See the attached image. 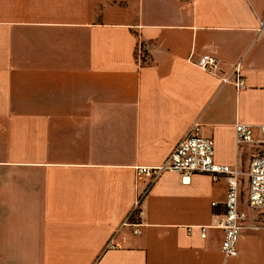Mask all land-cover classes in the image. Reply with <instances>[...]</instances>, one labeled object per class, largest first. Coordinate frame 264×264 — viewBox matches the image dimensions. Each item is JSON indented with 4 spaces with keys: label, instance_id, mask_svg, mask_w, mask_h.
<instances>
[{
    "label": "crops",
    "instance_id": "0c3cea01",
    "mask_svg": "<svg viewBox=\"0 0 264 264\" xmlns=\"http://www.w3.org/2000/svg\"><path fill=\"white\" fill-rule=\"evenodd\" d=\"M262 19L264 0H0V264H264V211L247 203ZM237 122L253 141L236 143ZM195 123L241 172L235 256L217 225L223 177L138 173Z\"/></svg>",
    "mask_w": 264,
    "mask_h": 264
},
{
    "label": "built area",
    "instance_id": "2783aa9c",
    "mask_svg": "<svg viewBox=\"0 0 264 264\" xmlns=\"http://www.w3.org/2000/svg\"><path fill=\"white\" fill-rule=\"evenodd\" d=\"M258 31L264 35V19L260 21ZM197 66L213 71L217 66V59L210 54H204L197 60ZM234 84L239 89L244 87L242 77L237 74L234 78ZM199 123L193 124L187 131L183 139L177 143L162 164L154 167H138V173H146L152 176L154 180L165 171H173L180 175V181L185 184L191 175L198 172L208 173L212 179L223 177L226 180L227 192L223 201L224 211L218 218L217 225L221 227L224 233L221 250L225 256H235L237 254V245L240 238L242 222L246 216L244 211L238 208V178L241 174L236 168H231L226 164L215 162L214 141L199 134ZM252 126L244 122L235 124L236 143H247L253 141L251 135ZM260 137L258 139L261 146L264 147V124L259 125ZM248 175V195L247 203L251 209L264 211V155H254L249 163ZM144 192H140L130 209L126 222L136 214L138 219L143 217V197ZM125 222V223H126ZM131 222V221H130ZM129 222V223H130ZM134 225L133 232L138 233L136 226L140 221L131 222ZM201 234H204V226L200 228Z\"/></svg>",
    "mask_w": 264,
    "mask_h": 264
},
{
    "label": "rangeland",
    "instance_id": "374dc122",
    "mask_svg": "<svg viewBox=\"0 0 264 264\" xmlns=\"http://www.w3.org/2000/svg\"><path fill=\"white\" fill-rule=\"evenodd\" d=\"M245 193H243V195H244ZM243 195H242V198H243Z\"/></svg>",
    "mask_w": 264,
    "mask_h": 264
}]
</instances>
